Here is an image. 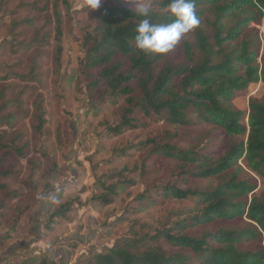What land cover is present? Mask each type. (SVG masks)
Returning <instances> with one entry per match:
<instances>
[{
	"label": "rangeland",
	"instance_id": "obj_1",
	"mask_svg": "<svg viewBox=\"0 0 264 264\" xmlns=\"http://www.w3.org/2000/svg\"><path fill=\"white\" fill-rule=\"evenodd\" d=\"M156 1L147 0L151 9L157 7ZM139 3L104 0L100 9L90 12L81 7L82 0H0V157L11 152L0 164V182L6 185L0 189V263L36 264L41 254H48L57 264H87L92 255L125 238L154 234L195 210L193 200L138 197L167 182L171 170L167 159L145 161L149 147H138L151 138L164 142L167 133H175L177 138L170 142L183 148L202 146L209 127L175 129L137 112L133 117L138 127L115 134L108 127L120 122L124 98L92 106L81 85V42L92 31L98 12L115 5L135 10ZM206 17L211 20L209 12ZM263 19L250 22L239 38L257 37L258 63L264 55ZM204 27L211 35V26ZM186 41L197 50L194 34H185L159 58L158 68L182 62ZM26 87L30 89L19 96ZM263 96L264 84L257 83L233 103L247 112L249 99ZM211 133L209 139H221L220 132ZM221 144L219 151L225 141ZM11 145L22 148L23 155L19 157ZM211 146L208 151L215 150ZM146 162L150 172L142 167ZM220 181L198 180L191 187L214 188ZM250 181L255 195L264 196V179L252 175ZM12 192L18 199L10 200ZM97 197L110 201L105 204ZM68 202L65 211L62 205ZM56 210L61 214L49 223Z\"/></svg>",
	"mask_w": 264,
	"mask_h": 264
},
{
	"label": "trees",
	"instance_id": "obj_2",
	"mask_svg": "<svg viewBox=\"0 0 264 264\" xmlns=\"http://www.w3.org/2000/svg\"><path fill=\"white\" fill-rule=\"evenodd\" d=\"M169 2L156 1L157 7L150 9L152 22H171ZM194 3L200 24L189 33L195 36L197 50L190 42H183L180 63L167 62L158 68L157 61L163 55L136 49L135 27L141 17L123 5L102 8L92 31L82 38L79 69L90 104H113L119 98L126 103L120 122L108 127L110 132L119 134L138 127L133 117L137 112L175 129L200 124L210 131L202 146L183 148L178 142L171 143L177 138L175 133H167L164 142L151 138L139 144V149L149 147L145 161L167 159L171 170L167 182L138 197L193 200L195 210L154 234L125 238L92 255L87 264H264V196L255 195L250 181L252 175L264 179V96L250 98L247 112L233 103L249 93L251 86L264 84V55L258 63L257 37L239 41L244 28L264 16V0ZM208 12L211 20L206 17ZM205 23L211 26V35ZM26 89L30 87L22 89L19 96ZM211 132H220L221 139H209L214 135ZM222 140L225 144L219 151ZM208 144L215 150L208 151ZM11 148L19 157L23 155L22 148ZM4 155L10 157L11 152ZM149 166L146 162L142 167L150 172ZM210 179L221 181L214 188L191 187L194 181ZM5 188L0 182V189ZM9 196L10 200L18 199L17 192ZM97 198L105 204L110 201ZM62 208L68 211L70 202ZM57 214L61 210L51 214L49 223ZM237 221L243 224L224 225ZM0 264L17 263L8 260ZM18 264L30 263L21 260ZM36 264L57 263L54 256L41 254Z\"/></svg>",
	"mask_w": 264,
	"mask_h": 264
},
{
	"label": "clouds",
	"instance_id": "obj_3",
	"mask_svg": "<svg viewBox=\"0 0 264 264\" xmlns=\"http://www.w3.org/2000/svg\"><path fill=\"white\" fill-rule=\"evenodd\" d=\"M104 0H82L81 7L92 12L101 8ZM151 4L147 0L135 7V14L141 19L135 27V47L153 55H163L172 50L180 39L199 26L194 0H170L168 23H154L150 18Z\"/></svg>",
	"mask_w": 264,
	"mask_h": 264
}]
</instances>
